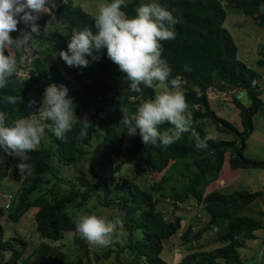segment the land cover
<instances>
[{
    "label": "trees",
    "instance_id": "16d2710c",
    "mask_svg": "<svg viewBox=\"0 0 264 264\" xmlns=\"http://www.w3.org/2000/svg\"><path fill=\"white\" fill-rule=\"evenodd\" d=\"M221 1L226 2L235 14L253 18L264 29V13L259 11L264 0H158L178 21L173 29L175 38L161 42L162 58L172 69L169 80L179 76L185 81L182 91L193 118L191 130L166 148L159 144L144 145L138 133L131 137L130 146L126 144L128 134L126 127L120 123L123 117L120 109L126 107L130 114L135 113L139 100L154 98L155 88L141 84L140 93L131 91L130 82L125 79L126 74L108 59L106 49L99 53V60L91 61L89 58L87 67H68L70 79L61 71L58 61L52 55L42 61V67L32 64L26 71L28 77L24 78L16 72L10 78L8 87L0 89V111H5L10 119L37 114L45 87L49 83H56L68 88L69 97L74 99L75 116L81 120L87 117L93 125L83 139H77L81 128L79 120L63 138H57L50 127L45 128L49 145L28 153L30 159L27 162L32 165V174L21 177L15 168L14 178L23 185L17 198L12 201L13 210L16 208V211L8 215L11 223L18 224L30 209H35L34 222L41 238L57 241L65 232H73L74 243L88 251L90 246L76 233L75 221L69 215V208L80 199L82 189V201L76 206L80 209L84 208L95 192L103 189V205L116 208L125 219V226L132 229L125 247L117 250L119 262L168 264L160 256L163 241L181 230L183 219L176 217L171 222H165L157 211V202L151 193L129 180L123 181L121 195L111 199L116 178L123 167V164L115 163V158L127 157L133 163L135 173L141 177L161 174L172 164L181 163L187 170L186 174H181L187 182L182 192H175L174 189L170 191L174 206L176 208L193 199L197 206L204 207L209 217V228L216 230V238L221 245L191 253L176 264H241L238 249L244 247L242 239L255 240L256 232L264 228L261 221L264 213L260 214L261 220L245 217L243 213L262 199L264 193H251L243 189L228 193L213 191L207 194L206 191L219 180L226 154L228 166L233 171L264 169V162L244 156L246 140L254 132V117L260 111L263 100L261 89L254 84L260 73L237 58V47L223 27L226 14ZM126 4L127 7L122 10L132 16L141 2L133 0ZM52 11L56 17L52 26L68 25L66 31H55L45 36L48 42L53 43L55 53L67 49L74 27L88 26L96 31L94 17L75 6L72 0H65L64 4ZM49 19L48 15H42V26ZM28 30L24 25V31ZM11 36L16 38L17 33L12 32ZM15 53L19 59L20 54ZM257 64L264 67V60H259ZM72 81L81 86L80 93L74 91ZM228 88L246 90L252 101L250 106H244L232 95L235 108L239 111L241 131L217 117L211 105L209 90L225 93ZM8 95H20L22 99L15 105L9 104L3 99ZM79 100L82 104L77 106ZM206 120L212 121L217 132L233 139L224 141L209 137L204 126ZM45 124L51 125V121H45ZM169 128L171 125L167 123L159 126L161 132ZM193 131L201 139H207L206 148L196 149ZM101 137L102 151L97 168L99 175L94 174L99 177L100 183L80 182V189L72 183H69V189L64 187V182L53 170L54 162L64 166L80 163L87 153L85 148L93 139ZM4 157L10 160L0 161V194L3 181L12 169L13 158L0 152V159ZM14 160L17 164L18 160ZM5 217V207L0 206V219ZM0 229V248L10 252L9 256L2 257L4 264H69L62 247L53 246L47 241H42L30 257L22 258L26 243L22 241L20 247L15 246L12 239L4 240L3 228ZM191 231L189 228L183 237L187 239ZM115 245L116 242L104 254L97 255L96 259H108L114 253ZM122 256L129 257V261H122Z\"/></svg>",
    "mask_w": 264,
    "mask_h": 264
},
{
    "label": "clouds",
    "instance_id": "9594fccd",
    "mask_svg": "<svg viewBox=\"0 0 264 264\" xmlns=\"http://www.w3.org/2000/svg\"><path fill=\"white\" fill-rule=\"evenodd\" d=\"M56 7V0H0V89L8 87L21 62L17 55L6 54V50L11 47L17 53H24L33 34L49 35L52 21L56 19L52 9ZM126 7V0L100 3L94 17L96 31L88 26L74 27L67 49H61L59 57L69 68L87 67L89 58L99 60V53L106 49L108 59L126 74L131 91L140 93L141 84L148 88L170 85V89L166 87L164 91H157L154 98L139 104L135 113L130 114L126 107L120 109L123 113L120 123L126 127L129 136L138 133L144 145L159 144L166 148L178 141L183 133L189 132L193 123L182 91L185 81L179 76L169 80L172 69L162 58L161 42L175 38L173 29L178 21L159 3L139 4L132 16L122 10ZM259 11L264 13V5ZM42 15L50 17L43 28L38 24ZM20 23L29 30L19 29ZM12 32H19V35L13 38ZM68 92L63 84L49 83L34 116L10 119L5 111H0V152L18 160L15 167L21 177L32 174V165L27 162L30 159L28 153L40 145L46 127H50L57 138H63L79 120L81 128L77 139L86 137L88 129L93 127L87 117L81 120L75 116L74 99ZM3 99L15 105L22 98L8 95ZM45 121H51V125H46ZM165 123L171 128L161 132L159 126ZM192 136L197 150L207 147L206 138L201 139L194 131ZM75 231L89 245L105 248L123 236L124 225L119 217L109 220L85 213L77 216Z\"/></svg>",
    "mask_w": 264,
    "mask_h": 264
},
{
    "label": "rangeland",
    "instance_id": "374dc122",
    "mask_svg": "<svg viewBox=\"0 0 264 264\" xmlns=\"http://www.w3.org/2000/svg\"><path fill=\"white\" fill-rule=\"evenodd\" d=\"M75 6L84 9L88 15L95 17L98 11V5L105 2V0H72ZM133 0H126V3H130ZM142 3L155 2L158 0H140ZM65 0H56L58 8L64 4ZM224 12L226 14V20L223 27L231 35L236 47L237 58L255 69L260 73L259 79H257L255 85H257L262 91L263 105L260 111L254 117V132L246 140V150L244 156L253 161L264 162V67L259 66L257 62L264 60V29L260 28L253 18H248L242 15L232 12L231 7L224 1H221ZM55 8V9H56ZM38 24L43 28L38 20ZM67 24H58L50 26L49 33L55 31H66ZM18 28L24 30V24L20 23ZM17 36L19 32H16ZM8 52L13 54L15 50L9 48ZM19 68L17 70L18 75L25 74V72L32 66V64L42 67V61L49 55H52L58 61L61 71L70 79L68 75V66L59 57V53L53 51V43L48 42L44 35L35 36L29 42V46L24 53H19ZM74 91L81 92V86L78 83L73 82ZM260 83V85H259ZM166 85H157L155 88V94L157 91H164ZM168 88V87H167ZM170 89V88H168ZM232 88L223 93L216 91L215 89L209 90V97L212 108L217 117L229 122L240 131V116L239 111L235 108L232 101L233 95ZM140 104L143 100H139ZM82 101L76 104L80 106ZM39 119V117H34ZM205 130L208 136L214 140L230 141L233 138L229 135L219 133L215 130V126L210 120L204 122ZM131 137H126V144L131 145ZM101 144L102 137L99 139H93L90 145L85 148L87 152L84 156V160L73 166H64L54 162L53 170L55 174L64 182V187L70 188V184L80 189V182L85 184H99V177L94 174L97 173V168L101 156ZM49 145V138L46 133L43 134L41 143L37 148L47 147ZM10 160L9 158H2L0 161ZM12 169L8 178L3 181L2 193L0 194V206H9L11 210L6 211V217L0 219V228H3L4 240L12 239L15 246L20 247L21 242L26 243V249L22 258H28L32 255L34 249L40 245L42 241H47L53 246L62 247L66 254V258L69 264H121L117 258V250L124 248L132 235V229L125 226V219L121 216L119 211L113 207H105L103 205L104 192L103 189L95 192L92 198L85 204L84 208H78L82 201V195H84V189H82L81 197L75 205L69 208V215L73 221H76L77 216L82 214H96L98 216L106 217L109 220H113L117 217L122 219L124 225L123 236L116 241V245L113 247L114 253L108 259L97 260V255L104 254L109 247L99 248L89 245V250L80 247L74 243V233L65 232L64 236L57 241L41 238L36 230L34 222L35 209H30L25 216L20 220L18 224H13L8 220L10 212L13 210L12 201H14L23 185L21 181H17L14 178V171L16 161L11 159ZM228 154L225 155L224 165L220 172L219 180L211 184L206 193L217 191L220 193H228L235 190H247L251 193L263 192L264 193V169H246L233 171L228 166ZM116 164H123L121 173L117 176L115 185L113 188V194L111 199H116L121 195V185L124 180H129L139 185L142 189L151 193L154 200L157 202V211L162 215L165 222H171L176 217L183 219L182 228L173 237L163 241V250L161 252V258L168 264H176L181 262L187 255L214 249L220 246V242L216 238V230L209 228V217L202 206H197L193 199L188 200L185 204H180L176 208L171 198V190L175 192H182L183 187L186 184V179L181 175L187 173L183 164H172L169 169L161 174H150L146 177L138 176L133 168V163L124 156H117L115 158ZM99 175V173H97ZM6 210V209H5ZM264 213V198L255 202V204L243 213V216L248 218H254L261 220L260 214ZM264 224V219L261 220ZM191 228L192 231L185 239L183 234ZM1 233V229H0ZM257 239L246 240L242 239L244 247L238 249V256L241 264H264V228L256 232ZM199 245H202L199 247ZM9 251H4L0 248V264L2 257L9 256ZM122 261H129V257L122 256Z\"/></svg>",
    "mask_w": 264,
    "mask_h": 264
},
{
    "label": "water",
    "instance_id": "95a60500",
    "mask_svg": "<svg viewBox=\"0 0 264 264\" xmlns=\"http://www.w3.org/2000/svg\"><path fill=\"white\" fill-rule=\"evenodd\" d=\"M233 96L238 99L240 103L244 106H250L252 101L248 97V93L246 90H241L239 88L233 93Z\"/></svg>",
    "mask_w": 264,
    "mask_h": 264
},
{
    "label": "built area",
    "instance_id": "2783aa9c",
    "mask_svg": "<svg viewBox=\"0 0 264 264\" xmlns=\"http://www.w3.org/2000/svg\"><path fill=\"white\" fill-rule=\"evenodd\" d=\"M20 76H22V77H28V75H27V72H25V74H21ZM255 84V83H254ZM236 90H233V93L235 92ZM263 198H264V196H263ZM5 209H6V211H8V210H10V207L9 206H7V207H5Z\"/></svg>",
    "mask_w": 264,
    "mask_h": 264
},
{
    "label": "crops",
    "instance_id": "0c3cea01",
    "mask_svg": "<svg viewBox=\"0 0 264 264\" xmlns=\"http://www.w3.org/2000/svg\"><path fill=\"white\" fill-rule=\"evenodd\" d=\"M259 79V78H258ZM259 85H260V83H259ZM236 90V89H235ZM238 129V128H237Z\"/></svg>",
    "mask_w": 264,
    "mask_h": 264
}]
</instances>
